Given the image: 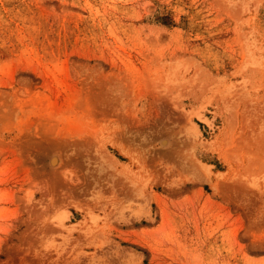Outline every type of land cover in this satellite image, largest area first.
<instances>
[{
  "label": "rangeland",
  "instance_id": "1",
  "mask_svg": "<svg viewBox=\"0 0 264 264\" xmlns=\"http://www.w3.org/2000/svg\"><path fill=\"white\" fill-rule=\"evenodd\" d=\"M0 264H264V0H0Z\"/></svg>",
  "mask_w": 264,
  "mask_h": 264
},
{
  "label": "bare ground",
  "instance_id": "2",
  "mask_svg": "<svg viewBox=\"0 0 264 264\" xmlns=\"http://www.w3.org/2000/svg\"><path fill=\"white\" fill-rule=\"evenodd\" d=\"M54 160V159H53Z\"/></svg>",
  "mask_w": 264,
  "mask_h": 264
}]
</instances>
